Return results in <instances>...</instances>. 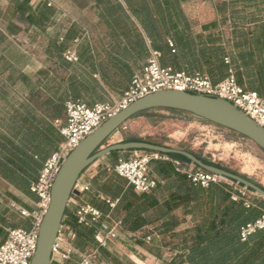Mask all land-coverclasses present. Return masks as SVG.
I'll list each match as a JSON object with an SVG mask.
<instances>
[{
	"label": "trees",
	"instance_id": "1",
	"mask_svg": "<svg viewBox=\"0 0 264 264\" xmlns=\"http://www.w3.org/2000/svg\"><path fill=\"white\" fill-rule=\"evenodd\" d=\"M31 1L7 0L9 11L0 6V179L26 198H32L31 184L63 141L54 122L65 118L66 103L100 99L95 87L76 79L73 62L64 58L74 39L85 34L86 40L75 49L76 61L83 59L105 84L130 86L138 65L155 52L162 68L207 76L214 84L231 74L245 91L264 98V0H216L213 7L219 21L229 23L227 32L217 22L197 30L183 9L190 0H85L93 19L79 18L85 30L71 26L59 45L55 31L46 29L52 27V10L46 3L32 10ZM20 25L30 31L33 49L29 52L11 39L22 31ZM35 56L44 68L30 76L23 69ZM61 80L67 84L66 91L59 86ZM166 156L190 164L183 157ZM149 169L156 183L150 194H137L130 186L122 193L123 211L129 214L135 206V216L127 221L129 229L145 224L143 215L153 211L162 247L178 250L177 262L264 264V230L244 241L240 236L242 227L264 213L263 198L246 190L253 197L247 207L244 199L233 198L239 196L234 186L243 188L234 182L222 179L204 188L167 161H151ZM159 193L166 196L161 204ZM185 221L191 227L178 231ZM62 224L75 234L72 246L76 250L64 264H78L81 254L96 249L97 227L78 225L69 208ZM95 257L99 262L119 264L101 247Z\"/></svg>",
	"mask_w": 264,
	"mask_h": 264
},
{
	"label": "crops",
	"instance_id": "2",
	"mask_svg": "<svg viewBox=\"0 0 264 264\" xmlns=\"http://www.w3.org/2000/svg\"><path fill=\"white\" fill-rule=\"evenodd\" d=\"M44 3H46V6L53 12V16L51 18L52 27L48 26L46 29L48 31H55L54 33L57 35V45L63 42L62 36L71 26H77L85 30V26L79 20V18L88 16L89 18L93 19L92 11L88 4H86L85 0H32L30 6L32 10H37ZM0 6L3 7L4 10L8 9L9 11L7 0H0ZM214 22H217L218 26L225 32L228 31L229 23L220 22L216 11L214 19L208 22L206 25ZM20 28L22 31L17 36L11 37V39H13L19 47L21 44L17 42V39L21 38L22 43L26 45L27 48L25 50L21 49L20 47L19 48L24 52H29L31 49H33L28 41L30 31L26 32V27L24 25H20ZM29 30H32V28H29ZM35 30L37 33H40L39 29L36 28ZM84 39L86 40V34L82 38L74 39L71 47L68 48L67 51L74 52L75 54L76 47ZM40 58L43 59L42 57ZM83 61V59H80L73 62V67L76 69L75 77L77 80H85V86L87 85L88 87H95L96 92L100 94V99L92 101L93 103L90 100L84 99L82 104L92 107L96 104L113 105L119 102L122 94L128 89L129 85L123 89L116 84H105L101 80L99 73L89 69L82 63ZM144 62L138 65L137 69L135 70V75L140 73L141 66L144 64ZM27 65L24 67L23 72L30 76L44 68V65L42 64V66L34 73L28 74L25 70ZM59 86L63 90H67V84L64 80L60 81ZM156 121L162 122V125L159 128L169 126L166 131L160 130V132H158L160 134H164L163 136L162 134H159L160 140L142 138L144 135L143 130L148 133L147 135H151L153 133L151 131H147L150 130L147 128H151L150 124H154ZM64 122V117L62 120L55 121V128L58 130L59 126ZM210 127L211 123L209 124L208 122L185 112L173 110H150L144 112L140 116L128 120L108 139L119 136V140L118 138H115L116 142L110 143V145L118 144L122 141L124 143L132 142L126 141L127 139L123 140L122 136H120V134L124 135L126 131L130 129L132 131V136L128 139H136L140 140L139 142H146L153 145L190 152L188 151L185 143L188 133L191 132V129H203ZM62 142L58 144L57 149ZM130 152H132L131 157H134L147 151L112 153L95 161L86 170H84L78 179V184L83 188V192L78 197L73 196V206L79 207L88 204L100 211L102 217L97 224H94L97 227L95 232H97L102 225L111 227L113 221L120 223V226L117 229V238L107 243L105 247H101L107 252L111 259L116 260V262L119 264H182L181 261H176V258L179 255L178 250L165 249L162 247V237L159 235V232L155 230L153 223L156 220L155 218H157L154 216L153 211H149L143 215L145 224L140 226L138 229L131 230L129 229V226H127V221L131 220V218L135 216V206L129 214L123 211L122 193L127 187H129V185L126 180L118 177L112 171V168L120 160L117 158V154ZM177 161L181 162L182 168L184 170H190L193 168L184 161L178 159ZM165 197L166 196L164 193H159L157 196L159 204L162 203ZM108 203H115V207L110 208ZM21 210L25 211L29 215L26 217L22 216L20 214ZM70 210L72 211V216L74 217L73 210ZM37 212H39L38 198L34 194H32V198H26L16 191L11 185L0 179V245L5 241L9 230H30L33 220L32 215ZM177 215H179V212H177ZM62 226L70 228L64 224H62ZM190 227L191 224L185 221L179 226L178 231H185ZM95 243L96 249L89 253L87 252L83 254H93V257L91 258L92 264H110L104 261H97L95 254L97 248L100 246H98L96 241ZM166 252H173L174 254L168 262H164L162 258L163 254Z\"/></svg>",
	"mask_w": 264,
	"mask_h": 264
},
{
	"label": "built area",
	"instance_id": "3",
	"mask_svg": "<svg viewBox=\"0 0 264 264\" xmlns=\"http://www.w3.org/2000/svg\"><path fill=\"white\" fill-rule=\"evenodd\" d=\"M64 58L69 62L77 60L74 52L71 51L65 52ZM160 91H178L225 100L264 129V98L256 93L245 91L236 83L231 74L223 81L214 84L207 76L198 74L188 76L184 73L173 72L170 68H162L158 61V54L152 52L143 64L140 73L133 76L128 90L116 104H96L88 107L80 102L66 103L65 122L58 128L63 142L45 161L36 182L30 187L31 193L38 198L39 212L32 215L30 230L12 229L8 231L5 241L0 245V264H30L36 250L38 229L50 203L53 181L69 153L116 113L133 102ZM151 161L171 162L176 172L184 174L191 183L204 188L210 184H218L222 180L198 169L184 170L180 161L171 160L166 155L153 152H145L128 160H119L112 171L126 180L137 194H150L156 187L150 175L149 163ZM246 193L245 189L244 192L238 191L239 196L233 198L244 199L248 207L250 203L246 199ZM68 204L73 210L78 225L91 226L97 224L102 217L100 211L91 205L74 207L73 197L70 198ZM108 204L110 208L115 207V203ZM20 214L25 217L29 215L23 210ZM119 226L120 223L116 221H113L111 227L102 225L94 234L98 246L105 247L107 243L115 240ZM260 230H264V213L254 222L242 227L240 236L244 241ZM74 239L75 234L72 230L61 225L52 248L51 264H64L70 260L72 254L75 253L72 246ZM92 257L93 254H82L78 264H92Z\"/></svg>",
	"mask_w": 264,
	"mask_h": 264
},
{
	"label": "water",
	"instance_id": "4",
	"mask_svg": "<svg viewBox=\"0 0 264 264\" xmlns=\"http://www.w3.org/2000/svg\"><path fill=\"white\" fill-rule=\"evenodd\" d=\"M150 110H173L191 114L250 140L264 152V129L225 100L178 91H160L145 96L102 123L63 160L50 190V203L38 229L36 250L30 264H51L53 245L64 214L70 208L68 202L71 197H78L83 192V188L78 184L79 176L92 163L112 153L147 151L180 156L196 169L241 185L243 189L250 190L264 199V189L249 179L206 165L187 151L139 141L118 143L102 148L104 142L128 120Z\"/></svg>",
	"mask_w": 264,
	"mask_h": 264
},
{
	"label": "rangeland",
	"instance_id": "5",
	"mask_svg": "<svg viewBox=\"0 0 264 264\" xmlns=\"http://www.w3.org/2000/svg\"><path fill=\"white\" fill-rule=\"evenodd\" d=\"M215 1L216 0H190L183 4L188 17L196 22L197 30H200L201 26L206 25L214 19L215 11L213 6ZM17 42L21 44L19 46L21 49L25 50L27 48V46L22 43L21 38H18ZM41 66V61L35 56L28 63L25 70L28 74H32ZM161 123L160 121H156L154 124H150L151 128H147L150 129L147 131L153 133L147 135L148 133L143 130L144 135L142 138L160 140V133L158 132H160V130L166 131L167 128H169V126L159 128L162 125ZM161 134L162 136L164 135L163 133ZM120 136H122L123 140L128 139L132 136V131L128 129L124 135L120 134ZM115 138L119 140V136L107 139L102 145V148L107 147L110 143L116 142ZM121 143L124 142L122 141ZM185 144L188 151H190L189 153L200 155L211 163L220 165L223 169L244 176L264 189V152L250 140L232 131L211 124L210 128L191 129ZM131 155L132 152L119 153L116 156L120 160H128L132 158ZM189 165L192 166L191 164ZM192 167L195 168L194 166ZM234 190L235 192H244V189L238 186H234ZM246 199L247 201H251L253 197L251 194L246 193ZM173 255V252H166L163 254L162 258L164 262H168Z\"/></svg>",
	"mask_w": 264,
	"mask_h": 264
}]
</instances>
